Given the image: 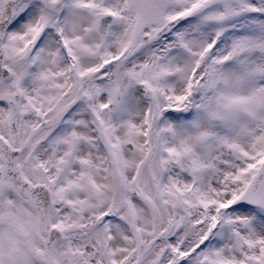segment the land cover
Masks as SVG:
<instances>
[{
  "label": "snow or ice",
  "instance_id": "obj_1",
  "mask_svg": "<svg viewBox=\"0 0 264 264\" xmlns=\"http://www.w3.org/2000/svg\"><path fill=\"white\" fill-rule=\"evenodd\" d=\"M0 264H264V0H0Z\"/></svg>",
  "mask_w": 264,
  "mask_h": 264
}]
</instances>
